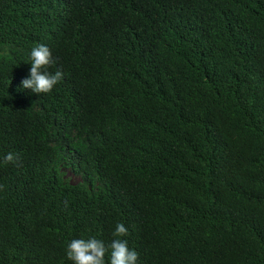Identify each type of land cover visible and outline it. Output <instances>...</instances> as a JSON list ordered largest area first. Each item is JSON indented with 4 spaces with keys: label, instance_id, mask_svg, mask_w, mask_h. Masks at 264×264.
<instances>
[{
    "label": "trees",
    "instance_id": "obj_1",
    "mask_svg": "<svg viewBox=\"0 0 264 264\" xmlns=\"http://www.w3.org/2000/svg\"><path fill=\"white\" fill-rule=\"evenodd\" d=\"M37 44L48 94L21 86ZM5 46L0 264L117 223L138 264H264V0H0Z\"/></svg>",
    "mask_w": 264,
    "mask_h": 264
},
{
    "label": "clouds",
    "instance_id": "obj_2",
    "mask_svg": "<svg viewBox=\"0 0 264 264\" xmlns=\"http://www.w3.org/2000/svg\"><path fill=\"white\" fill-rule=\"evenodd\" d=\"M6 52L5 46V52L0 54ZM56 63L49 46L35 45L30 52L29 76L21 81L22 88L38 95L51 93L64 78L62 70L49 71ZM17 160L18 156L13 152L0 155V165L15 164ZM112 235L109 243L96 237L72 239L66 247L67 260L72 264H138L139 253L129 247L128 240L124 238L128 235L125 224L117 223Z\"/></svg>",
    "mask_w": 264,
    "mask_h": 264
},
{
    "label": "rangeland",
    "instance_id": "obj_3",
    "mask_svg": "<svg viewBox=\"0 0 264 264\" xmlns=\"http://www.w3.org/2000/svg\"><path fill=\"white\" fill-rule=\"evenodd\" d=\"M65 175H66V180L73 185H76L81 182V179L79 177H76L75 175L72 174L70 170H65Z\"/></svg>",
    "mask_w": 264,
    "mask_h": 264
}]
</instances>
